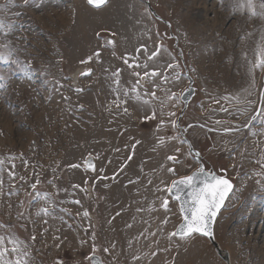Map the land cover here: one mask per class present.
<instances>
[{
	"label": "rangeland",
	"instance_id": "rangeland-1",
	"mask_svg": "<svg viewBox=\"0 0 264 264\" xmlns=\"http://www.w3.org/2000/svg\"><path fill=\"white\" fill-rule=\"evenodd\" d=\"M253 5L0 0V50L10 48L18 62L0 63V75L11 77L0 82L7 85L0 87V224L10 226L0 235L27 245L30 264H90L89 255L102 264H226L225 254L229 264H264V114L255 115L264 92V17L251 15L264 9L260 0ZM141 46L147 54L160 47L155 60L141 52L138 62L168 82L137 77L145 69L123 62L133 63ZM169 63L178 67L169 70ZM186 74L196 78L195 94L179 126L200 158L233 183L214 224L219 252L199 234L170 236L182 217L163 190L169 179L153 169L159 139L174 131L179 137ZM125 90L131 98L118 107ZM186 157L198 169L188 148ZM88 158L95 170L85 167ZM13 164L15 179L8 175ZM41 209L49 214L38 215Z\"/></svg>",
	"mask_w": 264,
	"mask_h": 264
},
{
	"label": "snow or ice",
	"instance_id": "snow-or-ice-1",
	"mask_svg": "<svg viewBox=\"0 0 264 264\" xmlns=\"http://www.w3.org/2000/svg\"><path fill=\"white\" fill-rule=\"evenodd\" d=\"M27 2V0H25ZM107 0H87L89 5H92L96 8H100L102 5H105ZM223 3V0H221ZM246 6L248 9L252 10L254 8L253 0H246ZM260 8L264 9V0H260ZM253 16H261L264 17V12L257 13L254 10L251 12ZM109 44H113V41H108ZM6 46H0V48H5ZM141 52L148 53L146 47L141 46L140 49H137V58L134 60L133 63H129V58L125 56L123 58V62L128 65L129 68H141L143 67L145 71L143 75L140 72H134V75L140 78L147 77L150 80L154 79L158 76H161L160 72L157 69H153L151 72L147 71L148 64L145 63L141 65L138 62V56ZM160 54V47H158L155 51L147 54V60L152 61L155 60L156 57ZM97 59L100 57V52L97 51L94 53ZM12 53L10 48L7 51L0 50V63L5 65L12 63H18L16 60H13ZM92 61V57H88L87 60L81 61L82 63H90ZM260 68H264V61H261L258 65ZM178 67L172 63L166 65V68L171 70ZM120 69H117L116 72L113 73V76L116 77L114 83L119 85V75ZM81 75H91V69L87 72L81 73ZM178 78V77H177ZM11 77L6 75H0V82L5 80L10 81ZM161 80L163 82H168V76L165 74L161 76ZM0 87H7L6 84L0 83ZM140 87V79H137L135 86L130 90L132 92H136ZM159 87L158 85H153V92L151 96L155 98V89ZM125 99L121 101L119 99V93L117 94V99L114 101L116 105L119 107L121 103H127L128 99L131 97L129 96V90H125L123 92ZM219 103V101H216ZM248 103H251L250 101ZM260 104L261 107L257 112V115L264 114V92L260 94ZM226 111L227 109H221ZM125 112L128 111L127 108L124 109ZM170 115H175L171 113ZM149 117H145L144 119L147 120ZM152 118H155V113L153 112ZM256 117L253 116L252 119L254 120ZM174 123V122H173ZM179 151V149H177ZM14 159V158H11ZM168 160L175 161L174 156H168ZM27 163V162H25ZM262 165H264V160L261 161ZM4 160H0V172L3 171ZM72 167H78V165H72ZM88 167L92 170L94 166L91 162H88ZM15 165H11L8 175L11 179H15V172H14ZM169 172L174 173V169L169 168ZM3 181L0 179V185H2ZM32 188H36V184L32 185ZM187 188L188 191V200L185 201L182 199V194L184 189ZM160 191L161 189H157ZM169 195H174L175 199L180 203L181 213L183 214V223L179 225V227L170 233L171 237H190L194 234H199L200 236L209 237L213 236L212 231L210 230L212 220L217 216L218 211L221 209L222 205L224 204L225 198L229 195V193L233 190V184L224 177H218L215 175H208L204 172V169L201 168L200 172L195 175H188L185 177L180 178L179 180H173L171 185H166L163 189ZM15 193H9L12 195ZM75 203H79V201H75ZM170 201L168 199L163 200L162 206L167 210ZM187 204V207H185ZM48 215L47 209H41L38 215ZM84 217H88L89 213L85 211L83 213ZM46 222V221H45ZM163 223H167L165 220ZM10 226H6L0 224V229L9 228ZM154 235V233H153ZM94 239V237H93ZM33 242L35 241V236L32 237ZM7 241V244H6ZM23 244L18 238L14 237L13 235H8L7 237L4 235H0V264H30V253L27 251V245L21 246ZM7 245H11L8 247ZM97 251L95 245L93 244L92 253L94 254ZM104 252L106 254L109 253V249L105 248ZM155 255V253H153ZM9 257H14L11 259ZM85 259L91 261V264H102V262L96 258L94 255L86 256ZM57 264H63V261H58Z\"/></svg>",
	"mask_w": 264,
	"mask_h": 264
},
{
	"label": "crops",
	"instance_id": "crops-1",
	"mask_svg": "<svg viewBox=\"0 0 264 264\" xmlns=\"http://www.w3.org/2000/svg\"><path fill=\"white\" fill-rule=\"evenodd\" d=\"M189 37L190 35L188 34V39ZM187 50L188 49H186V51ZM182 78L184 81H186L187 79L185 77H182ZM194 79L196 80V78ZM162 136H163V132L159 131V137H162ZM158 148H159L158 156L155 158V155H153V160H154L153 169L155 170L156 174L157 173L164 174L165 177L163 179H169L170 182L168 181L166 185H168L169 183V186H170L173 180H177L182 177L188 176L192 171H194L193 169L192 170L190 169V165L193 163L192 160L186 157L187 148H188L187 144L185 145V142L176 135L175 131L173 135L171 136V139L170 138L169 139H162V138L159 139ZM177 149H179V151H177ZM167 150H170V151H167ZM184 153L188 161L184 159ZM168 156H174L176 158L175 161L168 160L167 159ZM169 168L174 169L175 170L174 173L169 172L168 171ZM165 193L169 195L166 191Z\"/></svg>",
	"mask_w": 264,
	"mask_h": 264
},
{
	"label": "water",
	"instance_id": "water-1",
	"mask_svg": "<svg viewBox=\"0 0 264 264\" xmlns=\"http://www.w3.org/2000/svg\"><path fill=\"white\" fill-rule=\"evenodd\" d=\"M91 6H92V5H91ZM102 6H103V5H102ZM93 7H94V6H93ZM147 7H148L149 10L151 11V13H152L153 15H155V12H154L153 9L149 6V4H147ZM156 17H157V16H156ZM170 36L173 37L172 34H171ZM190 83H191V82H190ZM194 92H195V91H194L193 87L190 85L189 88H188L187 90H185V91L182 93V95H181V97H180V100H181V102L183 103V109H182V111H181V113H180V115H179V117H178V120H180L181 117L183 116V113H184V111L186 110V108H187V106H188V103L190 102V100L192 99V97H193V95H194ZM256 114H257V113H256ZM179 131H180L181 137L187 142V145H188V148H189V152H190V154L193 155L194 158H195V160L199 163V169L191 173V175H195V174H197V173L200 172V169H201V168H203V165L201 164V159H200L199 152L193 149L192 145L190 144V142H189V141L187 140V138L185 137V134L182 133V128L179 127ZM88 162H91V164L94 166V161H93V159H92V158H88V159H86L85 164H84L86 168H89V167H88ZM89 169H91V168H89ZM204 172H205L206 174H208V175H215V176H218L215 172H212V173H209V172H207V171H204ZM218 177H224V178H226L225 176H218ZM226 179H227V178H226ZM188 191H189V190H188L187 188H185L184 191H183V194H182V199L185 200V201L188 200ZM231 192H232V191H231ZM231 192L229 193V195L231 194ZM229 195L225 198V201L227 200V198L229 197ZM170 196H171L174 200H176L175 197H174V195H170ZM176 201H177V200H176ZM225 201H224V204H225ZM177 203H178V207H179L180 215L183 217V214L181 213L180 203H179L178 201H177ZM224 204L222 205L221 209L223 208ZM185 207H187V204H185ZM221 209L218 211V214H219V212L221 211ZM218 214H217V216H218ZM217 216H216V217L212 220V222H211L210 230L212 231V233H213V227H214V224H215V221H216ZM181 223H183V220L181 221ZM181 223H179V224L176 226V229L179 227V225H180ZM176 229H175V230H176ZM177 237H178V236H177ZM206 238H208V239L214 244V246H215L216 249H217V252H219V250H218V248H217V245L215 244V241H214V239H213V236H212L211 238H209V237H206ZM95 257H96V256H95ZM96 258H98V257H96ZM98 259H99V258H98ZM99 260H100V259H99ZM224 260H225L226 264H229V257L227 256V254H225V256H224ZM100 261H101V260H100ZM90 264H91V261H90Z\"/></svg>",
	"mask_w": 264,
	"mask_h": 264
},
{
	"label": "flooded vegetation",
	"instance_id": "flooded-vegetation-1",
	"mask_svg": "<svg viewBox=\"0 0 264 264\" xmlns=\"http://www.w3.org/2000/svg\"><path fill=\"white\" fill-rule=\"evenodd\" d=\"M201 164L203 165V169L213 171V169L210 167V165L207 162H205L202 158H201ZM221 173H222V171H220L219 174H221Z\"/></svg>",
	"mask_w": 264,
	"mask_h": 264
}]
</instances>
